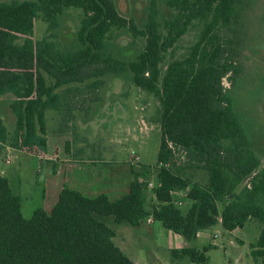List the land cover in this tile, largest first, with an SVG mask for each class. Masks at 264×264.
Segmentation results:
<instances>
[{
  "label": "trees",
  "instance_id": "1",
  "mask_svg": "<svg viewBox=\"0 0 264 264\" xmlns=\"http://www.w3.org/2000/svg\"><path fill=\"white\" fill-rule=\"evenodd\" d=\"M247 1L150 0L141 24L123 16L114 0L0 2V97L11 96L16 116L13 133L0 116L1 144L46 154L47 110L69 116L80 95L97 94L111 75H124L159 100L162 131L157 186L149 189L150 167L144 165L132 170L129 191L116 200L65 185L50 211L36 209L27 219L22 197L0 175V264H135L116 244L110 217L134 228L159 222L188 244L219 220L228 232L255 220L261 232L251 254L264 264V169L233 91L223 84L225 78L232 86L240 82ZM71 8L83 17L76 45L69 47L57 30ZM37 21L47 26L41 40L34 38ZM196 30L195 41L183 48ZM116 31L143 40L133 59L115 55ZM188 170L207 171L209 182H193ZM180 192L183 197L175 195ZM178 200L190 204L186 212ZM208 250L188 246L173 255L204 264Z\"/></svg>",
  "mask_w": 264,
  "mask_h": 264
},
{
  "label": "rangeland",
  "instance_id": "2",
  "mask_svg": "<svg viewBox=\"0 0 264 264\" xmlns=\"http://www.w3.org/2000/svg\"><path fill=\"white\" fill-rule=\"evenodd\" d=\"M11 1V0H0ZM23 1V0H20ZM123 16L133 18L138 24L145 21L150 0H114ZM244 12L247 38L239 58L242 65L240 82L232 86L224 79V87L233 91L234 104L248 128L255 151L264 169V0H248ZM165 17L170 10L160 4ZM83 11L67 9L60 19L57 33L64 46L76 45V32L80 28ZM47 26L37 21L35 40L46 36ZM199 30L184 38L182 47L192 44ZM111 45L119 58L133 59L144 46L143 40H134L125 31L112 35ZM87 81L82 87H85ZM98 93L84 92L77 99L69 116L65 112L47 110L46 125L48 151L46 154L27 153L8 149L0 143V175L10 180L15 193L23 200V214L29 219L39 208L51 210L57 197L50 194L52 163L48 158L65 164L53 184L68 186L88 197L105 193L116 200L129 191L133 180L132 170L150 167V181L156 183L162 131L159 100L134 86L128 79L111 75ZM98 98L97 101H92ZM11 96L0 97V116L10 133L16 128V116L10 108ZM12 148V147H10ZM136 158L140 161L136 162ZM59 161V162H58ZM183 159L179 158L178 163ZM193 182L207 184L209 173L205 170H188ZM243 184L242 186H244ZM43 190L47 195L43 197ZM148 196L152 197L149 191ZM183 197V196H182ZM184 199V198H183ZM185 200H183L184 202ZM186 212L189 203L184 202ZM222 210V206L220 205ZM115 229L116 244L135 264H199L188 257L176 258L174 251L192 246L205 253L204 264H257L252 257L253 244L258 242L261 225L250 220L243 228L232 232L224 230L221 221L199 233L191 244L181 236L166 230L161 223L144 222L134 228L129 224H116L113 217L107 221Z\"/></svg>",
  "mask_w": 264,
  "mask_h": 264
},
{
  "label": "crops",
  "instance_id": "3",
  "mask_svg": "<svg viewBox=\"0 0 264 264\" xmlns=\"http://www.w3.org/2000/svg\"><path fill=\"white\" fill-rule=\"evenodd\" d=\"M48 133V132H47ZM8 149H12V150H16L14 148H10V147H7ZM18 151V150H17ZM56 159H53V158H48V161H50L52 163V174L50 176H48L47 180L49 179L50 182H51V186H50V194H54L53 196L57 197V200H58V197L60 195V192L62 191L63 187H57L56 185L53 184V180H56L55 177L59 176V173H60V168L61 166H64V162L63 161H58L59 162V165L56 163L55 161ZM2 176V175H1ZM73 189V188H72ZM47 195L46 191L43 190V197L45 198V196ZM56 204V202L53 204V206ZM52 206V208H53ZM22 208H23V203H22ZM51 208V209H52ZM46 210V209H45ZM48 211V210H47ZM148 224H153L155 222H153L152 220H148L147 221ZM199 236V235H198Z\"/></svg>",
  "mask_w": 264,
  "mask_h": 264
},
{
  "label": "built area",
  "instance_id": "4",
  "mask_svg": "<svg viewBox=\"0 0 264 264\" xmlns=\"http://www.w3.org/2000/svg\"><path fill=\"white\" fill-rule=\"evenodd\" d=\"M138 161H140V159L139 158H136V162H138ZM157 186V183H153V182H151L150 184H149V189L150 190H152L153 188H155ZM175 195L176 196H179V197H182V196H184V194L183 193H175ZM177 204L178 205H180V206H183L185 203L182 201V200H178L177 201Z\"/></svg>",
  "mask_w": 264,
  "mask_h": 264
},
{
  "label": "flooded vegetation",
  "instance_id": "5",
  "mask_svg": "<svg viewBox=\"0 0 264 264\" xmlns=\"http://www.w3.org/2000/svg\"><path fill=\"white\" fill-rule=\"evenodd\" d=\"M80 24H81V23H80ZM78 30H79V29H78ZM77 32H78V31H77ZM77 32H76V35H75V36H76L75 41H77Z\"/></svg>",
  "mask_w": 264,
  "mask_h": 264
}]
</instances>
